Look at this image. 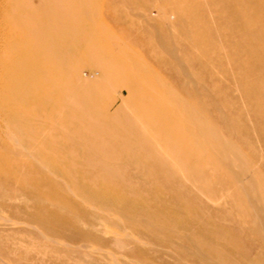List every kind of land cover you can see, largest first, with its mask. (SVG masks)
<instances>
[{
	"label": "rangeland",
	"instance_id": "1",
	"mask_svg": "<svg viewBox=\"0 0 264 264\" xmlns=\"http://www.w3.org/2000/svg\"><path fill=\"white\" fill-rule=\"evenodd\" d=\"M261 220L264 0H0V264H264Z\"/></svg>",
	"mask_w": 264,
	"mask_h": 264
},
{
	"label": "bare ground",
	"instance_id": "2",
	"mask_svg": "<svg viewBox=\"0 0 264 264\" xmlns=\"http://www.w3.org/2000/svg\"><path fill=\"white\" fill-rule=\"evenodd\" d=\"M69 62H71V57H68L67 58V63H69ZM59 78V77H58ZM58 80V79H57ZM128 79H122L121 80V82H120V84H121V88H122V90H121V92H129L130 94H133V92H134V90H133V88L128 84ZM57 84H59V81H57ZM70 88H68L67 90H69ZM73 90V89H72ZM124 94V93H123ZM69 112H74L73 111V109L72 108H70V107H68V108H66ZM181 110L185 113V114H188L189 115V113L188 112H191L195 117H197V114H196V112H194L190 107H188L187 105H182V107H181ZM195 128L198 130V133H199V135H200V137L201 138H203L204 137V135L201 133V130H200V125H198L197 123H196V126H195ZM212 134L214 135V136H217V134H216V132H212ZM149 151H152L151 153L149 152ZM148 152H147V154L145 153V154H137V155H135V158H138V159H143L144 158V156H146V158L147 159H151V158H157V157H159V155H156V154H154L153 152H155L154 150H149ZM142 155H144V156H142ZM229 165V164H228ZM261 222H263L264 223V220H261ZM210 264H215V263H212V262H210Z\"/></svg>",
	"mask_w": 264,
	"mask_h": 264
}]
</instances>
